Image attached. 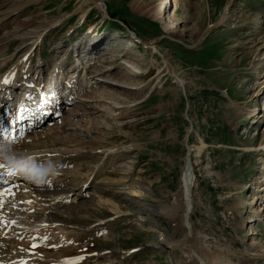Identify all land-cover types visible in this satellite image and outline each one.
<instances>
[{
  "label": "rangeland",
  "instance_id": "1",
  "mask_svg": "<svg viewBox=\"0 0 264 264\" xmlns=\"http://www.w3.org/2000/svg\"><path fill=\"white\" fill-rule=\"evenodd\" d=\"M100 1L105 9L87 0H0V76L15 72L24 55L33 70L42 65L36 73L43 81L56 65L58 91L65 94L60 107L55 102L29 121L23 118L33 129L12 145L57 137L56 147L44 144L42 150L52 158L28 168L79 179L74 193L69 186L40 184L32 187L33 195L21 182H0V188L18 185L5 193L8 207L6 200L0 207V241L76 260L72 264H177L181 250L164 246L173 228L162 223L165 215L147 209L171 204L181 192L188 135L194 248L208 264L214 257L219 264H264V215L254 204L260 197L264 203V74H258L264 62V0H171L162 11L164 18L175 12L169 32L149 17L162 0ZM150 42L155 50L143 46ZM131 57L140 60L136 77L121 69ZM77 59L83 64L73 73ZM163 61L185 82V95ZM16 76L22 83V75ZM120 77L137 89L118 88ZM15 88L6 91L11 97L0 113L17 104L22 86ZM119 93L126 103L114 105ZM87 94L92 99L79 102ZM86 104L92 107L85 114ZM57 150L66 156L62 163L53 157ZM9 163L0 158V166L15 174L17 167ZM122 177L130 182L139 177L148 194L133 195L118 185ZM13 196L23 202L21 212L51 226L34 229L25 218L8 223ZM66 208L74 210L72 217ZM176 230L174 239L181 241L183 233Z\"/></svg>",
  "mask_w": 264,
  "mask_h": 264
},
{
  "label": "bare ground",
  "instance_id": "2",
  "mask_svg": "<svg viewBox=\"0 0 264 264\" xmlns=\"http://www.w3.org/2000/svg\"><path fill=\"white\" fill-rule=\"evenodd\" d=\"M87 1H91V2L98 1V2H96V4H99V3L102 4V2L100 0H87ZM162 1L163 2L161 4H158L155 7V10H153V11H151V13H149V17L153 18L155 20L161 21L163 24L164 30L169 32V30L172 28V26H174V22L176 21V16H175L174 11L170 13V10L169 11L166 10L167 16L164 18L165 13L162 14V11H163L164 7H166L165 5H167V4L171 5V0H162ZM102 7L104 8L103 4H102ZM137 7L139 8V6H137ZM258 22L260 23V21H258ZM133 39L135 40L136 38L133 37ZM113 45L116 46V48L118 46L119 50H123L122 46H119L118 44H113ZM143 46L144 47L148 46V47L152 48L153 50H155V47H154L152 42L144 43ZM128 53L129 54L131 53L132 56L134 55L132 52H128ZM75 56H78V54H76ZM123 56L125 58H127L128 54L126 56L125 55H123ZM28 58L29 57L25 58L23 55V57L20 60L18 69L17 70L15 69L16 70L15 72H13V73L7 72V73L3 74V76H0V91L2 89H4L3 92H0V108L4 105V103L8 100V98L10 99V97H11L6 91L12 90L15 87H16L15 89L19 88V86H22L26 83L24 78L31 77L29 79H32L33 77H35V75L37 76L36 72L40 73V71H42V68H41L42 65L37 66L33 70V68H32L33 66L31 67V61ZM78 59L76 60V62L79 61V63L76 65L74 62V65H73L74 67L70 68V70H72L73 73L76 72V70H74V69L76 67H78V65L83 64L82 61L78 60ZM129 59H131V61H125L123 63L124 65L122 66L121 69L124 70V72L126 73L125 75H131V76L136 77V74L140 73V66L138 63V61H140V60L134 59L133 57H131ZM163 63L165 65L163 70H165L166 72H168V74H170L172 76V78L174 79V83H176L180 87L181 92H183L185 95L186 94V88H185V82L183 81V79L181 77H179L178 74H176L174 72V70L172 69V67H170L168 65V63H166L165 61H163ZM2 67H4V65L2 63H0V68H2ZM80 67H81L80 69H83L84 66H80ZM87 67H89V66H87ZM126 68H127V70H126ZM58 69L59 68L56 65H53L49 71L50 75L45 76L44 82H47V85L43 84V83L42 84H43V86H46V89H48V86H50L51 82H58L57 76L61 72ZM85 70H86V68H85ZM54 72L56 73L55 75H53ZM73 73H70V75H69V77L71 79H72ZM18 74L22 75L19 77L20 78L19 80L22 83H18V81L16 79V77H17L16 75H18ZM258 74H264V62L262 63V68ZM122 78L123 77H120V79H119L121 82L118 80L120 83H118V81H117V83L119 84V85H117L118 88H121V90L124 91V90H128V88H127L128 86H132V87L134 86L133 90L137 89L136 83L128 82L129 80H121ZM72 82L75 83L74 80L71 81V83L70 82H67V83L72 84ZM2 85H4V86H2ZM43 86H42V88H44ZM69 86L72 88L71 85H69ZM138 90H140V89L138 88ZM53 94H47V95L51 96ZM90 94H87L86 96L80 97L79 102L86 101L88 103L89 100L92 99V97H93L92 95L94 93L92 95H90ZM64 97H65V94L61 96V94L58 93L55 96V98H49L47 101H45L43 99L39 103L38 106H35V110H31L32 107L27 106L30 108H29L28 112H25V114L27 115L26 117H30V116L34 117L35 112L42 109L43 106L52 108L55 102L57 104V107H60L62 104V102L60 101V98H64ZM118 98H120V101H118L117 99H115V100L112 99V102L114 105L126 103L127 98H121L120 93H119ZM121 100H123V101L121 102ZM47 102H49L50 105L47 104ZM57 107H56V109H57ZM90 107H92V105L86 104L85 107L83 108L84 109L83 112L85 114L90 113V112H88V110L91 109ZM10 113H11V111L8 112V114H10ZM21 113L24 114V112H21ZM252 114H253V112H252ZM20 126L21 127L22 126L27 127V124L25 125V124L21 123ZM188 132H189V127H188L187 133ZM58 143H59V140L55 136L46 137L45 141L41 142L42 145L41 144H32L30 146L26 145V143H24V142L20 143L18 145H16V144L12 145V144H8L7 142H3L0 139V158H3L5 161L10 162L9 164H11L12 166L17 167V172L14 174V176L6 178V180H8V182H11V183L21 182L20 184L23 185V187H24L23 189H26L25 190L26 192H29L33 195L34 190H32V187L38 186V185L32 183L30 180H28L26 178V177L34 174L30 171L29 168H30L32 163L40 161L41 158H46V160H49L52 158V157H49L50 155H46L47 153L42 151V150H46V147L44 146V144H47L46 146L49 145V147L52 148V147H56L58 145ZM186 144L188 146V143H186ZM64 151L65 150H63V152ZM43 153H45V154H43ZM67 153H69V152H67ZM188 153H189L187 156L188 160H186V157H185L184 166H183L182 173L180 176V187L182 189L181 192L178 195H176V194L173 195L171 204L162 205V204L157 203L158 204L157 206H153L154 208L152 210L147 209V211H149V213L155 215L156 217H162L161 215H165L162 217V223L166 225L168 231L172 230V228H173V234L168 239H165L164 246L175 247V248L181 250L182 255H181L180 259L177 261V264H208L203 258L204 254L202 255V254L198 253L197 252L198 250L196 251V249L194 248L195 246L193 245V226L191 223V214L193 212L192 189L194 188V185H195V176H194L193 165H192V161H191V148L189 146H188ZM53 155H54L53 157L55 159V162H60V163H62V161H63L62 156L66 157L64 153L58 152V150H57V152H54ZM88 156H90V155H88ZM102 156L104 157L106 155H102ZM29 164H30V166H29ZM28 166H29V168H28ZM3 170L5 172H9L8 169H3ZM57 173H59V175H57ZM36 175L42 176L45 179L46 183H44L43 185H47V187H49V188L51 186H55L56 189L61 188V189H65V190H66V186H69V192H71V193H74L73 191H75V188L77 187L76 182L79 180L77 177L73 176L71 178L73 181H68L66 176H63L58 171L55 172L53 175H51V174L44 175V174H39V173H37ZM95 175H96V172L93 173L91 180L94 179ZM3 180H4V178H0V181H3ZM84 182H86V180ZM119 182L120 183L118 185H122L125 187L127 186L128 188H130L133 191V195L146 196L148 194V192H147L148 190H146L144 188V186L142 185V183H140L139 177H138V179L133 180L132 182H130V180H127V178L122 177L119 180ZM80 183L82 184V182H80ZM110 185H112V184H110ZM16 186L18 187V185H13L11 188L14 189ZM151 186H153V185H151ZM113 187H115V186H113ZM13 189H11L12 190L11 194L13 193ZM261 190L264 192V183L262 184ZM61 193H63V192H61ZM34 194H35V191H34ZM38 194H40V193H38ZM14 196L10 201V204H9L10 207L9 208H11L12 210H15V211L12 212V216H13L12 219H10V218L8 220L6 219L8 223H10L11 221H19L16 218H19V219L25 218V219H28V224H26V225H30L34 229L40 228V230H41L42 228L45 229L46 225L48 227L51 226L49 220H43L42 221L39 217H36L34 215V213L27 214L26 212H21V210L24 211L25 206L22 205V203H23L22 201L14 198ZM42 197H44V196L42 195ZM263 197H264V195H263ZM9 198H10V196L5 199L6 200L5 206L8 205L7 200ZM261 200H262V197L257 198V200H255L254 204L256 205L257 203H259V204H257V207L259 210L262 211L261 213H263V215H264V203ZM19 201L21 202V205H19V203H20ZM49 209H50V207H49ZM52 209H53V207H52ZM52 209H50V211ZM60 209H63V208L61 207ZM55 210H57V209H55ZM143 210H144V208H143ZM259 210H257V211H259ZM59 211H61V210H59ZM179 212L182 213L181 217H180L181 223L177 224L176 218L178 217ZM19 213H22V214H19ZM64 213L69 214L68 217H72L73 213H75V212L73 209H70V208L67 209L66 208ZM20 222H22V221H20ZM177 228H180L182 233H183V238L181 239V241L180 240L176 241L174 239V236H173L175 234V231H177L176 230ZM35 233H36V231H35ZM107 240L112 241V237H110ZM61 257H63V256H61ZM210 261L212 262V264H213V262H214V264L220 263V260L217 259L216 257L211 258ZM75 262H76V260H74V259L73 260H63L60 257L56 258L55 256L53 257V256H49V255H48V257H46V256L39 255L37 253L34 254L31 251H29L28 248L25 247L24 245L20 246L18 244H6V243L4 244L3 242L0 241V264H72ZM223 262H222V264H223Z\"/></svg>",
  "mask_w": 264,
  "mask_h": 264
},
{
  "label": "snow or ice",
  "instance_id": "3",
  "mask_svg": "<svg viewBox=\"0 0 264 264\" xmlns=\"http://www.w3.org/2000/svg\"><path fill=\"white\" fill-rule=\"evenodd\" d=\"M19 118L20 117L18 115L17 116V120H19ZM10 137H11V134L9 133V134H6L4 136V139L5 140H8L9 142L14 143L15 141L13 139H10ZM13 176H14V173H12V172H5L3 170V168H2V166H0V178H4V180L3 181H0V182H5L6 181V178L13 177ZM5 193L11 194V188H7V187L0 188V207H2L4 205V203H5Z\"/></svg>",
  "mask_w": 264,
  "mask_h": 264
},
{
  "label": "clouds",
  "instance_id": "4",
  "mask_svg": "<svg viewBox=\"0 0 264 264\" xmlns=\"http://www.w3.org/2000/svg\"><path fill=\"white\" fill-rule=\"evenodd\" d=\"M59 175V173H57ZM28 180H30L32 183L40 185L46 183L45 179L42 176L33 174L28 177H26Z\"/></svg>",
  "mask_w": 264,
  "mask_h": 264
},
{
  "label": "water",
  "instance_id": "5",
  "mask_svg": "<svg viewBox=\"0 0 264 264\" xmlns=\"http://www.w3.org/2000/svg\"><path fill=\"white\" fill-rule=\"evenodd\" d=\"M187 108H188V104H186V111H187ZM187 140H188V135H186V137H185V145H184V146H185V149H186V153H185L186 160H188V159H187V156H188V154H189V153H188V146H187V144H186V143H187ZM184 159H185V158H184Z\"/></svg>",
  "mask_w": 264,
  "mask_h": 264
}]
</instances>
